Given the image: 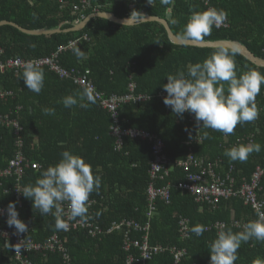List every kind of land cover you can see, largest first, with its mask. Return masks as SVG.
<instances>
[{
    "label": "trees",
    "instance_id": "trees-1",
    "mask_svg": "<svg viewBox=\"0 0 264 264\" xmlns=\"http://www.w3.org/2000/svg\"><path fill=\"white\" fill-rule=\"evenodd\" d=\"M91 6L83 12L84 18L99 12L127 18L134 13L166 19L173 33L181 37L183 27L192 11L214 7L227 13L225 23L213 27L211 35L202 41H233L246 46L257 57L264 59V0H173L162 5L160 0H90ZM80 0H0V22L16 23L27 30L70 29L82 19L74 6ZM173 20L176 23H173ZM87 36V39H83ZM81 39L76 46L58 53L72 41ZM74 49L83 52L77 58ZM217 48L178 46L172 43L163 25L157 22L140 23L135 26L115 24L104 18H93L81 31L62 32L50 35L26 34L10 25L0 27V62L10 59L39 61L53 57L61 69L84 74L89 70L90 79L97 91L107 97H123L131 93L144 97L122 104L119 109L120 123L124 128L144 130L156 135L164 145V153L174 167L163 180H154L149 170L154 156L151 143L127 138L120 150L111 135L114 118L104 110L96 99L94 104L80 107L79 104L65 108L61 101L67 95H77L82 87L74 81L62 79L47 66L44 70V87L39 94L28 90L23 83L22 67L0 72V91L12 92L13 97L0 100V116L8 115L18 121L21 132L0 126V170L8 167L17 152V139L23 141V154L39 163L38 170H25L19 180L15 176L0 177V208L7 211L10 202L16 203L19 218L26 223L23 232L40 250H26L31 264H64L65 255L70 264H174L172 248L182 249L186 254L180 264H209V245L216 238L221 224L234 232L242 230L244 223L257 218L252 207L245 205L240 197L222 199L218 204L198 202L196 197L179 188L189 174L196 172L177 167V162H186L192 155L203 166L211 164L218 176L235 181L239 189L251 183L256 168H264V85L256 97L258 118L244 125H237L234 132L225 135L212 129L200 128L188 114L176 116L163 100L167 93L163 84L167 75L178 70L187 71V66L203 62ZM237 74L258 67L237 53ZM44 107L55 108L54 116L45 115ZM194 116V115H193ZM195 118V117H194ZM208 138H203L204 133ZM260 143L262 150L253 152L245 162H230L224 151L237 143ZM70 150L99 169L101 187L89 197V213L103 229L123 220L133 221L139 228L116 231L101 238H94L86 228L57 230L51 214L41 215L34 210L32 201L16 188L34 184L42 170L55 165L61 153ZM166 185L170 188L169 203L158 199L154 202L155 214L149 219L148 188ZM260 192L264 198V173L261 176ZM187 221V236L180 230V221ZM149 224V229L145 227ZM203 225L206 231L196 236L191 228ZM240 225V227L236 225ZM15 229L7 224V214L0 216V229ZM134 230V231H133ZM147 239L150 246L161 245L168 250L152 259L143 261L139 248L125 251L127 242ZM53 245V249L49 246ZM16 248L6 247L0 238V264H21L15 257ZM260 259L264 264V243L249 241L238 250L234 264H253Z\"/></svg>",
    "mask_w": 264,
    "mask_h": 264
},
{
    "label": "clouds",
    "instance_id": "clouds-1",
    "mask_svg": "<svg viewBox=\"0 0 264 264\" xmlns=\"http://www.w3.org/2000/svg\"><path fill=\"white\" fill-rule=\"evenodd\" d=\"M152 4V0H148ZM162 5H170L173 0H160ZM129 20H134V13ZM137 18V17H136ZM227 13L214 7L203 11H192L183 27L181 39L185 43L199 42L211 35L213 27L219 29L226 21ZM81 22V21H80ZM79 23V22H77ZM173 23H176L173 20ZM77 58L83 52L74 49ZM236 46L221 45L203 62L187 66V71L178 70L168 74L163 90L167 93L163 102L172 112L183 117L185 112L194 115L200 128L212 129L230 135L236 126L253 122L258 118L256 97L264 85V73L255 69L237 74L235 56ZM24 86L33 93L39 94L44 87V70L37 61H26L22 65ZM96 102V93L91 86H84L77 95H67L58 103L65 108L79 104L87 107ZM45 115L54 116L55 108L44 107ZM203 138H208L204 133ZM260 143H237L224 151L230 162H245L253 152H260ZM55 165L42 170L34 184L17 189L23 196L32 201L34 210L43 216L51 214L55 219L57 230L67 231L66 220H84L88 215L90 195L101 187L99 169L93 172L92 166L81 156L65 150ZM257 218L244 223L242 230L233 231L224 225L219 227L216 238L209 245L210 264H234L238 259V250L243 243L257 241L264 243V212L257 211ZM7 224L17 232L27 231V225L19 218L15 202L7 206ZM205 226L197 224L191 228L196 236H202ZM19 251V249H16ZM253 264H262L260 259Z\"/></svg>",
    "mask_w": 264,
    "mask_h": 264
},
{
    "label": "built area",
    "instance_id": "built-area-1",
    "mask_svg": "<svg viewBox=\"0 0 264 264\" xmlns=\"http://www.w3.org/2000/svg\"><path fill=\"white\" fill-rule=\"evenodd\" d=\"M201 1H203L206 5L209 4L208 0ZM90 2V0H80V4H76L74 6V11L76 13H80L83 20L85 19L83 12L87 10L89 6H91ZM78 22H80V20ZM83 39H87V36H84ZM80 40L81 39H76L75 41H72L67 47H60L58 49V53L64 52L68 49H72L74 46H76V44H78ZM0 53H3V51H0ZM37 62H39L40 67H49L62 79L71 78L74 81V84L82 88L84 86H91L96 93V99L99 101L101 107L113 115L114 125L111 126V135L116 140V149L120 150L124 144L125 139L127 138L151 143V151L154 156V160L152 161L151 168L149 170L150 177L154 180H163L170 175L172 169L171 167H174V163H171L165 155L163 142L156 135L140 129L124 128L120 123L118 109L122 104L129 103L132 100L145 99L144 97H136L134 95V86H131V93L128 95H125L123 97H107L104 93L97 91L93 81L89 77L91 73L89 70L85 71L84 74H81L74 70L67 71L61 69L59 65L56 64L53 57L41 59ZM23 63L24 62L20 59H10L5 63L0 62V72L4 73L6 70H16L18 68H21ZM13 96L14 94L12 92L0 91V100L5 101L9 97ZM185 114H188L191 117V121L195 122V118L192 114H189L187 112H185ZM0 126H6L11 130H15L16 135L20 136L21 127L18 121L15 119H11L8 115L0 116ZM16 146L17 152L14 158L9 161V165L7 168H5L4 170H0V177L15 176L20 180L21 177L25 174V170H38L40 168L38 162L26 158L23 154V141L20 137L17 139ZM175 165L177 167L185 169L193 167L196 170V172L187 176L185 182L179 184V188L193 194L198 202H209L213 205H216L222 199L236 196L242 198L244 200V204L252 207L256 214L257 211L264 212V198L260 199V197L257 195V192H260L261 190L260 182L261 176L264 173V168H256L255 172L252 175L251 183H244L239 189H236L234 179L231 180L230 178H221L216 174L211 164H209L208 166H203L202 162L192 155L188 157V160L186 162H177ZM170 188V184L161 188H157L156 185H154V182L153 185L148 188L149 207L151 208L148 214L149 219L152 218L153 214H155L156 212V208L154 206L155 201L160 199L169 203ZM91 203L92 202H89L88 205H90ZM5 214H7V211L0 208V216H4ZM66 222L69 224L68 230L78 227L86 228L94 238H101L116 231H125L127 228H139V225L134 223L133 221L123 220L119 223H113L111 227L109 226L108 228L103 229V227L96 223L94 216L89 212L87 218L84 220L77 218L76 220H66ZM179 224L183 236H187V221L181 220ZM220 226L217 225V227ZM236 226L240 227L239 224ZM145 229H149V224L145 227ZM0 238L4 241L6 247L13 245L16 249H19V251H16L15 257L16 260L21 264H31L28 256L26 255L27 249L35 247L37 248V250H40L39 245H35L31 240H26L24 234L17 232L16 229H0ZM132 247L140 249L143 261L152 259L156 255L164 254L168 250V248L161 245L150 246L147 239L143 241L127 242L126 246H124V249L125 251H130ZM49 248L53 249V245H50ZM171 252L174 254V264H180L186 254L185 250H180L177 248H172ZM133 262V258H130L128 259L126 264H133ZM64 264H70L69 257L67 255H65Z\"/></svg>",
    "mask_w": 264,
    "mask_h": 264
},
{
    "label": "water",
    "instance_id": "water-1",
    "mask_svg": "<svg viewBox=\"0 0 264 264\" xmlns=\"http://www.w3.org/2000/svg\"><path fill=\"white\" fill-rule=\"evenodd\" d=\"M104 18L107 19L115 24L118 25H123V26H135L140 23H147V22H157L161 25L164 26L169 40L174 43L175 45L178 46H192V47H200V48H218L221 45H227L229 47L236 46L238 48V53L243 55L247 60L252 62L254 65L258 67H264V59H261L257 57L255 54H253L246 46L242 45L241 43L238 42H233L229 40L225 41H199V42H189L185 43L181 38L177 37L171 27L169 26V23L166 19H162L160 17H154V16H148V15H143L142 18H136L134 20H129L130 17L127 18H118L115 14L113 13H108V12H97L94 14L89 15L86 17L84 20L81 22L75 24L72 28L62 30V29H55V30H27L16 23L9 22V21H2L0 22V27L4 25H10L13 27H16L20 31L26 34H31V35H50V34H56V33H68V32H77L83 30L88 23L93 19V18Z\"/></svg>",
    "mask_w": 264,
    "mask_h": 264
}]
</instances>
